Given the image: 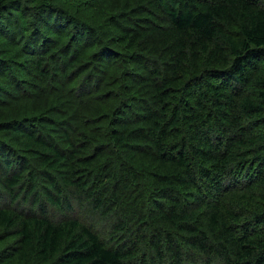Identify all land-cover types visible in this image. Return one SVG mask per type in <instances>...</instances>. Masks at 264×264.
I'll return each instance as SVG.
<instances>
[{
  "label": "trees",
  "instance_id": "trees-1",
  "mask_svg": "<svg viewBox=\"0 0 264 264\" xmlns=\"http://www.w3.org/2000/svg\"><path fill=\"white\" fill-rule=\"evenodd\" d=\"M0 264H264V0H0Z\"/></svg>",
  "mask_w": 264,
  "mask_h": 264
}]
</instances>
